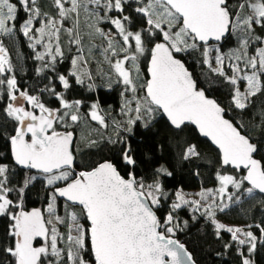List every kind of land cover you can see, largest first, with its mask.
I'll return each mask as SVG.
<instances>
[{
  "label": "snow or ice",
  "instance_id": "snow-or-ice-1",
  "mask_svg": "<svg viewBox=\"0 0 264 264\" xmlns=\"http://www.w3.org/2000/svg\"><path fill=\"white\" fill-rule=\"evenodd\" d=\"M258 27L264 29V0H50L48 11L40 0H0V37L22 34L41 62L37 75L51 73L39 94L22 90L0 41V112L14 125L0 132V217L7 218L0 250L11 258L7 264H196L174 238L188 227L178 216L185 209L193 221L207 220L218 239L222 231L229 233L225 250L236 245L241 264H254L250 257L258 241L264 243V222L226 226L216 216L230 207L225 198L241 200L229 186L249 197L264 194V155L256 158L259 143L243 121L248 116L252 127L264 130V105L251 111L255 97L264 94V36ZM229 38L234 46L225 49ZM197 51L206 79L214 75L230 85L226 105L207 94L220 81L200 87L179 58ZM69 58L68 72H60L57 64ZM73 80L89 92L98 87L96 80L106 81L108 90L120 86L119 109L105 111L99 99L89 105L70 100L66 93ZM57 82L64 91L56 90ZM45 92L57 107L46 106ZM230 112L241 119L226 118ZM158 117L175 129L194 125L215 145L218 187L194 194L183 187L169 190L165 178L174 172L167 163L152 168L150 176L138 175L128 138L137 124L148 129ZM104 145H120V159L132 169L126 177L111 159H82ZM179 155L181 164L201 159L191 144ZM229 166L235 175L226 171ZM17 168L26 174L14 184ZM37 180L47 190V206L25 210L26 190Z\"/></svg>",
  "mask_w": 264,
  "mask_h": 264
},
{
  "label": "trees",
  "instance_id": "trees-1",
  "mask_svg": "<svg viewBox=\"0 0 264 264\" xmlns=\"http://www.w3.org/2000/svg\"><path fill=\"white\" fill-rule=\"evenodd\" d=\"M43 10L48 11L50 0H40ZM234 2V0H230ZM54 11V10H53ZM21 20L24 18V13L20 12ZM20 21H17L19 24ZM39 26V25H37ZM257 34L264 36V29L259 27L256 29ZM2 38V37H1ZM16 46L20 52L22 58L19 66L14 69V73L19 81L20 88L33 90L32 94H39V89L43 88L44 84L48 83L45 78L46 75L51 73H44L37 75L36 68L40 66V61H37L34 57V50L28 47L29 41L22 34L16 33L14 35ZM62 41L66 45V37L62 34ZM87 38L85 40V47L87 48ZM234 46V39L229 38L224 41V48L228 49ZM40 51H43L42 47L38 46ZM99 54L97 53L95 58L99 60ZM185 62L186 67L193 73L194 78L200 82V87L208 88L211 81H220V78L212 75L210 79H206V69L201 66L200 53L191 52L181 54L179 57ZM70 58L65 59L57 64V68L60 72L67 73L70 67ZM97 64H92V69L95 72ZM98 87L95 91L89 92L86 86L76 85L74 80L72 81L71 89L66 93L68 98L81 99L85 102V105H89L93 100L99 99L101 107L105 111H112V109H119L120 107V86H114L112 90H108L104 85V80H96ZM229 88L230 85L222 81L213 84L211 91L207 94L217 99L221 104L226 105L229 100ZM57 91H64L62 86L57 82ZM0 95H3L0 92ZM43 102L50 108L58 106V102L55 98L50 97L47 92L43 93ZM256 104L251 110L255 112L261 105H264V94H258L255 97ZM6 102V101H5ZM111 106V108H110ZM3 107V103H0V108ZM87 111L85 107L82 109ZM235 115L236 120L241 119L239 113L228 114V118H232ZM245 124L249 125V133L254 138V143H259L261 151L257 153V157L260 158L264 155V130L257 127H252V121L248 116L243 117ZM91 127H96L95 122H89ZM14 127L11 121H6L3 113L0 112V132L7 133ZM84 125H81L83 128ZM79 132V129H78ZM108 134H112V129L109 128ZM95 138V137H93ZM129 142L134 150L135 158L138 161V167L136 169L139 176L151 175V169L158 166L160 163H167L169 169L174 172L172 178H165V184L169 190H175L177 187H183L185 191H190L200 188H211L218 184L215 179L216 171L219 169L218 152L204 139L200 138L195 129L189 125L182 126L181 129L172 128L165 118L158 117L148 129L142 128L140 124H137L134 129V135L130 136ZM4 141L0 138V145H3ZM179 143L180 147H177ZM186 144L196 145L198 151L201 153V159L188 163L181 164L180 155L183 152ZM127 145H125L126 147ZM83 148V145H81ZM120 145L113 147L112 145H104L100 151L91 150L86 151L83 160H102L111 159L116 164L121 175L126 177L127 172L131 171L130 166L124 165L120 159L118 149ZM0 151L3 148L0 147ZM152 158V162L149 163L148 157ZM17 176L13 183L22 181L25 177L26 170L17 168ZM199 171V175L195 173ZM226 171L230 174H235L232 169L227 168ZM243 175V173H240ZM244 187H248L246 184ZM235 194L241 196V200L238 203H231L230 207L224 212H217L216 218L230 223H238L242 225L256 224L264 222V198L256 193L252 197L247 194L235 192ZM47 190L44 188L43 181L37 180L29 189L26 190L24 198L25 210H29L35 207L44 209L47 206ZM254 197V198H253ZM170 203V201H168ZM61 214H63V201L60 200ZM168 211L167 204L158 211V215H163ZM181 223L187 220L188 227L183 228L182 231H178L175 237L185 244L187 250L192 253L196 264H241V257L237 253V246L233 245L232 248L225 250L224 244L228 243L231 239L230 234L222 231V239H218L215 235L213 226L200 217L197 221L191 219V214L185 209L178 213ZM7 218L0 217V238L4 236V230L6 228ZM258 236L257 229H252ZM36 245H39L41 241L38 239ZM245 255H247V249H243ZM254 264H264V243L258 241V247L255 253L250 257ZM11 258L8 257L2 250H0V264H7V261Z\"/></svg>",
  "mask_w": 264,
  "mask_h": 264
},
{
  "label": "rangeland",
  "instance_id": "rangeland-1",
  "mask_svg": "<svg viewBox=\"0 0 264 264\" xmlns=\"http://www.w3.org/2000/svg\"><path fill=\"white\" fill-rule=\"evenodd\" d=\"M103 26L105 28L108 27L107 25H103ZM85 31H86V29H85ZM0 41H2L5 44V47L9 49V58H10V60L12 61L13 65H14V69H16L19 66V64L21 63L22 58H21L20 52H19V50H18V48L16 46V42H15L14 36H12V37H2V38L0 37ZM99 60H102V58L99 57ZM105 70H107V65H105ZM25 106L27 107L26 104H25ZM35 111H36V114H39V110L38 109L35 110ZM216 187H218V184L215 187H211V188H216ZM200 189H194V190H190V191H185L184 190V191L187 192V193H193L194 194V193L200 191ZM229 191L230 192H236V190L232 189L231 186H229ZM219 202H220V197L217 196V203H219ZM224 202L230 204V201H228L226 198L224 199ZM45 216H47V213H45ZM217 220L219 222L224 223L226 226H245V225L238 224V223L225 222V221L219 220V219H217Z\"/></svg>",
  "mask_w": 264,
  "mask_h": 264
},
{
  "label": "water",
  "instance_id": "water-1",
  "mask_svg": "<svg viewBox=\"0 0 264 264\" xmlns=\"http://www.w3.org/2000/svg\"><path fill=\"white\" fill-rule=\"evenodd\" d=\"M190 71V70H189ZM191 72V71H190ZM211 97V96H210ZM213 98V97H212ZM226 118H228V117H226ZM230 119V118H229ZM165 120L167 121V119L165 118ZM168 122V121H167ZM168 124H169V122H168ZM170 125V124H169ZM185 125H189V126H191V127H193L194 129H195V131H196V133L198 134V136L200 137V138H202V139H204V140H206L217 152H218V149L215 147V145H213L212 143H211V141L208 139V138H206V137H204V136H202L199 132H198V130L196 129V127L194 126V125H191V124H188V123H186ZM171 126V125H170ZM172 127V126H171ZM172 128H174V127H172ZM175 129V128H174ZM176 130H178V129H176ZM257 158V157H256ZM228 168H230L231 169V167L229 166ZM22 169V168H21ZM34 171V170H33ZM241 173H243V171H241ZM244 174V173H243ZM246 185H247V183H245ZM247 186H249V185H247ZM256 194H258V195H260V196H262L263 198H264V194H259V193H256ZM61 201H63L62 199H61ZM35 208H38V207H35ZM29 210H31V209H29ZM174 238H176V237H174ZM177 239V238H176ZM38 246V245H37Z\"/></svg>",
  "mask_w": 264,
  "mask_h": 264
}]
</instances>
